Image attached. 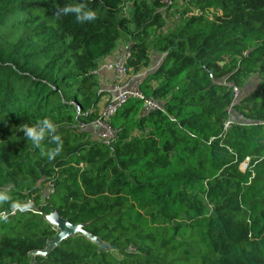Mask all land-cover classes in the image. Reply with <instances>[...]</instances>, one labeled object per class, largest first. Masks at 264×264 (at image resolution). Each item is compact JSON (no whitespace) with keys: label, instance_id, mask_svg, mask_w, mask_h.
Returning <instances> with one entry per match:
<instances>
[{"label":"trees","instance_id":"1","mask_svg":"<svg viewBox=\"0 0 264 264\" xmlns=\"http://www.w3.org/2000/svg\"><path fill=\"white\" fill-rule=\"evenodd\" d=\"M175 2L0 0V264H264V0ZM76 3L96 19L58 14ZM121 39L159 108L130 99L105 146L91 127L106 96L96 71ZM232 107L245 121L226 131ZM45 117L63 142L52 161L41 149L56 144L22 131ZM28 199L40 213L9 215ZM53 210L98 240L48 251Z\"/></svg>","mask_w":264,"mask_h":264},{"label":"built area","instance_id":"2","mask_svg":"<svg viewBox=\"0 0 264 264\" xmlns=\"http://www.w3.org/2000/svg\"><path fill=\"white\" fill-rule=\"evenodd\" d=\"M174 0H161L162 3L165 4L168 9L169 6H172ZM130 56L129 51L120 54L113 55L107 62L100 65V68L96 71V73H104L110 71L113 73V81L110 84L111 89L110 96L102 105L100 104V112L97 119H95L91 123V127L98 133L100 141L105 145L109 146L116 139L117 133L116 130L112 127L111 120L112 118L123 108V106L130 99H138L143 104V113H149L152 110H156L159 108L158 104L152 99H146L142 91L139 89L138 83L146 74L136 75V83H133V78L129 74L130 69L126 66V61ZM233 103L240 96L239 87L233 85ZM245 121L244 116L239 114L237 110L233 107L229 111V117L225 121V130H229L236 123H243ZM246 163L242 165V169L245 170ZM47 191L49 194L46 200L50 197V193L53 192V183H49L47 186ZM39 205L32 199H28V201L23 202L21 204L16 205L9 212V215L16 216L18 213H40L38 209ZM1 217L4 219L8 217L6 212L1 213Z\"/></svg>","mask_w":264,"mask_h":264},{"label":"clouds","instance_id":"3","mask_svg":"<svg viewBox=\"0 0 264 264\" xmlns=\"http://www.w3.org/2000/svg\"><path fill=\"white\" fill-rule=\"evenodd\" d=\"M58 14H72L75 17V21L79 24L91 22L96 19V12L87 8L82 3L66 5L62 9H58ZM22 131L26 139L30 140L35 148H41L42 141H44L46 137L56 144L55 149L47 153H44L41 149V154H46L49 161L54 160L61 153L63 142L57 134L56 123L50 118L45 117L43 119H39L32 126L26 125L23 127ZM6 199V194H0V200Z\"/></svg>","mask_w":264,"mask_h":264},{"label":"rangeland","instance_id":"4","mask_svg":"<svg viewBox=\"0 0 264 264\" xmlns=\"http://www.w3.org/2000/svg\"><path fill=\"white\" fill-rule=\"evenodd\" d=\"M174 2H175V0H174ZM176 3V7L175 8H173L172 10H170V12H169V25H168V28H167V30H166V33L168 34V32H172V31H174L177 27H178V22H180V20H181V16H180V13L177 11V9L178 8H180L181 6H184L183 5V2H175ZM129 3H128V5H127V7H129ZM183 10V9H182ZM129 14V9L127 8V10L125 11V13H124V16H126L127 17V15ZM189 14H191V13H189ZM156 36H157V34H156ZM119 48H118V50L113 54V55H120V54H123L124 53V50H125V48L128 46V40H126V39H121L120 41H119ZM112 57V55L111 56H108L107 57V59H110ZM152 57L154 58V59H156L155 57H159V54L158 53H156V52H152ZM106 59V60H107ZM155 61V60H154ZM132 76V78H133V83H136L137 82V80H136V75L135 74H133V73H131V74H129V76ZM99 83H100V87H101V92L104 94V95H107V94H109L108 93V90H110L111 89V87L109 88L108 87V85L110 84V82L111 81H113V73L112 72H110V71H107V72H104V73H102V75H100V77H99ZM249 83H251L252 84V87H256V86H259L261 83H260V78L258 77V76H255V77H252V79L249 81Z\"/></svg>","mask_w":264,"mask_h":264},{"label":"water","instance_id":"5","mask_svg":"<svg viewBox=\"0 0 264 264\" xmlns=\"http://www.w3.org/2000/svg\"><path fill=\"white\" fill-rule=\"evenodd\" d=\"M48 223H50L53 227H55L59 234L55 237V239L50 243L48 247V251L52 248L57 247L61 242L70 238L74 235H83L89 240L97 241L98 239L95 238L93 235L84 231L83 226L81 225H74L69 221L63 219L58 212L55 210L47 217ZM101 249H108L107 245H102Z\"/></svg>","mask_w":264,"mask_h":264},{"label":"crops","instance_id":"6","mask_svg":"<svg viewBox=\"0 0 264 264\" xmlns=\"http://www.w3.org/2000/svg\"><path fill=\"white\" fill-rule=\"evenodd\" d=\"M107 60H109V59H107ZM107 60H104V62L105 61H107ZM112 82V81H111ZM111 82H110V84H111ZM110 84L108 85V87L110 86ZM110 88V87H109ZM108 93L109 94H107L104 98H102V105L105 103V101L108 99V97L110 96V91L108 90Z\"/></svg>","mask_w":264,"mask_h":264}]
</instances>
